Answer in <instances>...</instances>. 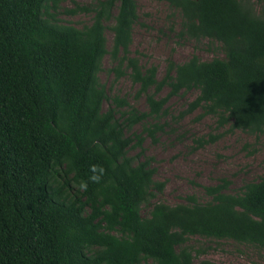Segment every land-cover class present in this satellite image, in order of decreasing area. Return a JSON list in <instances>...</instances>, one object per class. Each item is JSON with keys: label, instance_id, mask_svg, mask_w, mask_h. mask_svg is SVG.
Returning a JSON list of instances; mask_svg holds the SVG:
<instances>
[{"label": "trees", "instance_id": "trees-1", "mask_svg": "<svg viewBox=\"0 0 264 264\" xmlns=\"http://www.w3.org/2000/svg\"><path fill=\"white\" fill-rule=\"evenodd\" d=\"M60 1L0 0V264H217L195 260L187 245L194 236L264 248V177L234 194L222 179L203 188L204 203L192 195L156 202L164 184L154 180L152 158L128 155L143 138L125 135L192 90L187 112L201 108L219 126L263 133V0L260 12L251 0H153L181 13L188 38L217 42L223 54L169 60L160 80L155 66L142 69L130 56L135 0L76 4L67 13L93 14L82 28L56 16ZM106 55L117 77L129 70L148 112L117 97L128 108L121 119L117 108L103 110ZM94 164L105 169L102 180L80 191Z\"/></svg>", "mask_w": 264, "mask_h": 264}, {"label": "rangeland", "instance_id": "rangeland-1", "mask_svg": "<svg viewBox=\"0 0 264 264\" xmlns=\"http://www.w3.org/2000/svg\"><path fill=\"white\" fill-rule=\"evenodd\" d=\"M251 1L260 12L257 0ZM135 2L138 20L132 31L130 56L138 60L142 69L155 66L158 80L164 76L169 60L183 63L192 56L204 61L223 57L219 43L205 38H188L182 30L181 13L167 2ZM76 4L92 5L93 2L61 0L55 14L62 22L82 28L91 23L93 14L67 13ZM105 35L110 49L112 32L107 29ZM113 66L115 63L106 55L98 74L109 99L104 101L103 110L117 108L116 118L121 119L120 113H127L128 108L117 107L113 102L117 97L124 98L139 113L148 112L145 96L138 94V85L131 81L129 70L123 66L124 75L117 77L112 71ZM168 92L169 89L164 87L156 98L164 97ZM197 95V90L181 91L168 99L165 113L159 117L149 116L125 131L126 136L143 138L141 147L129 149L128 155L138 156L139 160L152 158L154 180L164 184L154 199L156 202L174 205L192 195L204 203L209 198L203 188L216 186L222 179L230 183L227 192L234 194L240 192L244 184L264 177V132L254 134L233 129L230 122L219 126L217 117L204 115L201 108L187 112ZM141 148L143 153H140ZM142 214H147L146 207ZM187 245L195 260L207 259L217 264H264V248L232 240L194 236L188 238Z\"/></svg>", "mask_w": 264, "mask_h": 264}, {"label": "clouds", "instance_id": "clouds-1", "mask_svg": "<svg viewBox=\"0 0 264 264\" xmlns=\"http://www.w3.org/2000/svg\"><path fill=\"white\" fill-rule=\"evenodd\" d=\"M89 172L91 173V175L89 176L88 181L81 180L78 185V189L80 191H87L89 182L100 183L105 174V169L101 165L94 164L90 166Z\"/></svg>", "mask_w": 264, "mask_h": 264}]
</instances>
